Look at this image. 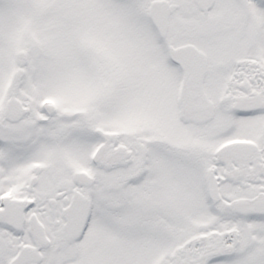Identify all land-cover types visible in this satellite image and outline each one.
<instances>
[{"label":"snow or ice","instance_id":"1","mask_svg":"<svg viewBox=\"0 0 264 264\" xmlns=\"http://www.w3.org/2000/svg\"><path fill=\"white\" fill-rule=\"evenodd\" d=\"M0 264H264V0H0Z\"/></svg>","mask_w":264,"mask_h":264}]
</instances>
